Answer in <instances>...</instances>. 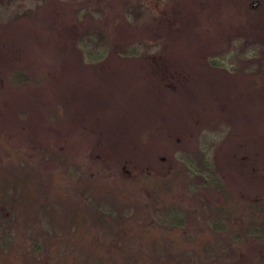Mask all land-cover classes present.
Instances as JSON below:
<instances>
[{"label":"rangeland","instance_id":"1","mask_svg":"<svg viewBox=\"0 0 264 264\" xmlns=\"http://www.w3.org/2000/svg\"><path fill=\"white\" fill-rule=\"evenodd\" d=\"M262 10L264 0H0L1 122L15 148L17 140L39 148L60 111L68 125L61 137L66 155L118 181L163 176L182 165L202 173L194 157L203 153L229 191L262 200L264 128L251 94L232 76L259 67L247 63L264 57V24L254 36L250 24ZM201 26L211 29L214 53L227 50L217 59L224 68L207 64L214 53L204 45L208 59L196 53L189 29ZM168 40L179 45L171 57ZM109 44L121 45L122 54L106 52ZM123 49L144 60H123ZM99 56L101 81L90 69ZM143 62L148 67L141 69ZM16 71L26 74L27 85L13 82ZM145 83L166 99L141 93ZM33 93L43 94L46 110L31 101ZM177 186L181 205L197 207L185 184Z\"/></svg>","mask_w":264,"mask_h":264},{"label":"trees","instance_id":"2","mask_svg":"<svg viewBox=\"0 0 264 264\" xmlns=\"http://www.w3.org/2000/svg\"><path fill=\"white\" fill-rule=\"evenodd\" d=\"M263 17L264 10L250 20L251 35H258ZM204 27L189 29L201 61L208 59L201 45L215 52L211 29ZM166 47L171 57L179 45L168 40ZM104 50L122 54L119 44ZM226 51L214 53L207 64L224 68L217 59ZM128 54L123 49V60H144L137 53ZM97 59L90 69L101 81L96 63L101 56ZM256 63L259 67L232 76L240 78L244 93L251 94L254 115L264 128V57H253L247 64ZM139 67L148 66L143 62ZM12 78L19 88L29 81L20 71ZM141 93L158 96L160 102L167 97L150 83ZM32 95L31 101L46 110L43 94ZM50 118L40 147L17 140L20 149L0 119V264H264V199L250 200L229 191L203 153L194 157L204 166L202 173L182 165L163 176L118 181L97 164L88 171L73 162L61 146V137L68 133L66 120L58 110ZM181 183L197 207H184L176 198ZM203 190L217 197L210 200Z\"/></svg>","mask_w":264,"mask_h":264}]
</instances>
